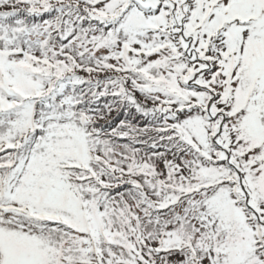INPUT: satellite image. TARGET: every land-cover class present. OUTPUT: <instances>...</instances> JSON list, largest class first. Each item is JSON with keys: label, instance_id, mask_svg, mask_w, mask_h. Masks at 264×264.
<instances>
[{"label": "snow or ice", "instance_id": "obj_1", "mask_svg": "<svg viewBox=\"0 0 264 264\" xmlns=\"http://www.w3.org/2000/svg\"><path fill=\"white\" fill-rule=\"evenodd\" d=\"M0 264H264V0H0Z\"/></svg>", "mask_w": 264, "mask_h": 264}]
</instances>
